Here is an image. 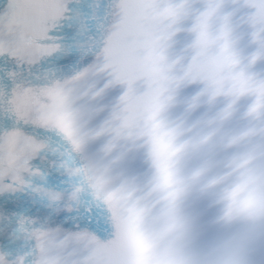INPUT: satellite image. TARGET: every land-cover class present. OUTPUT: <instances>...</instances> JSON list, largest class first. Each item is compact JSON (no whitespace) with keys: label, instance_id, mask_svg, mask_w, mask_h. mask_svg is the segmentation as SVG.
Masks as SVG:
<instances>
[{"label":"snow or ice","instance_id":"6c2138e0","mask_svg":"<svg viewBox=\"0 0 264 264\" xmlns=\"http://www.w3.org/2000/svg\"><path fill=\"white\" fill-rule=\"evenodd\" d=\"M186 5L0 0V264H131L127 225L131 213L148 211L144 107L156 100L159 111L186 83L224 92L208 71L211 60H227L224 75L235 82L228 94H252L250 113L264 109V81L238 68L228 17L211 30L221 0H208L196 16L191 60L172 74L164 48ZM242 7L259 38L264 0H243ZM215 41L218 53L209 46ZM149 54L161 63V79L144 70ZM54 98L70 135L52 114Z\"/></svg>","mask_w":264,"mask_h":264},{"label":"clouds","instance_id":"9594fccd","mask_svg":"<svg viewBox=\"0 0 264 264\" xmlns=\"http://www.w3.org/2000/svg\"><path fill=\"white\" fill-rule=\"evenodd\" d=\"M193 33L192 44L198 35ZM212 43L218 53L222 43L209 46ZM165 52L166 47V57ZM218 62L224 66L218 67ZM227 63L219 58L208 64V71L224 87L218 95L208 92L210 100L221 95L232 102L238 98L228 94L235 82L224 75ZM150 73L157 79L163 77L158 59ZM156 103L145 105L139 133L149 169L143 181L148 211L146 216L131 213L127 225L131 264H264V142H251L256 134L253 128L226 133L229 107L205 122L170 121L165 113L171 100L159 111ZM185 157L197 163L182 168ZM192 198L216 208L206 228L185 210V202Z\"/></svg>","mask_w":264,"mask_h":264}]
</instances>
